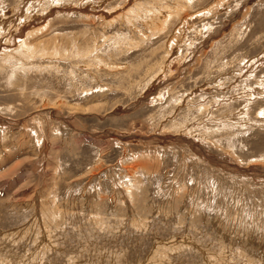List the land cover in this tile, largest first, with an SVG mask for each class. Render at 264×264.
<instances>
[{"label": "rangeland", "instance_id": "obj_1", "mask_svg": "<svg viewBox=\"0 0 264 264\" xmlns=\"http://www.w3.org/2000/svg\"><path fill=\"white\" fill-rule=\"evenodd\" d=\"M0 264H264V0H0Z\"/></svg>", "mask_w": 264, "mask_h": 264}]
</instances>
